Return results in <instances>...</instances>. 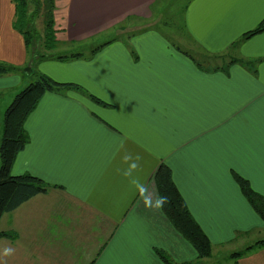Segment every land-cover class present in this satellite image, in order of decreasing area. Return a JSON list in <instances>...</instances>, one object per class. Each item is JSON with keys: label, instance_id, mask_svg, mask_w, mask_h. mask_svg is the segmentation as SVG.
<instances>
[{"label": "crops", "instance_id": "1", "mask_svg": "<svg viewBox=\"0 0 264 264\" xmlns=\"http://www.w3.org/2000/svg\"><path fill=\"white\" fill-rule=\"evenodd\" d=\"M158 2L62 0L63 12L57 13L59 5L55 10L60 47H77L119 27L138 38L106 40L95 55L64 65L51 59L55 64L43 71L41 61L28 62L109 106L72 91L47 93L27 118L29 142L12 175L31 174L61 189L0 219V231L17 234L0 244L13 251L12 264H163L155 250L175 264L199 262L156 206L153 176L162 163L211 246L235 238L237 229L252 234L261 221L232 172L264 197V32L242 39L264 20V0H189L168 41L157 44L144 34L159 32ZM14 20L12 0H0V62L21 67L30 52ZM139 22L149 28L139 32ZM231 61H257L255 73ZM27 81L8 75L0 78V91ZM70 203L95 223L88 241L69 227ZM243 214L253 225L236 228ZM234 264H264V248Z\"/></svg>", "mask_w": 264, "mask_h": 264}, {"label": "trees", "instance_id": "2", "mask_svg": "<svg viewBox=\"0 0 264 264\" xmlns=\"http://www.w3.org/2000/svg\"><path fill=\"white\" fill-rule=\"evenodd\" d=\"M28 2H32V0H12L15 8L13 28L23 37L27 50H32L31 54H35L38 60L54 59L57 61H67L83 58V54L53 55L41 54L38 50L33 51V44L36 45L35 42L40 44V41L43 44V49L48 53L57 49L61 43L57 37L60 30L56 28L54 0H43L42 36L36 32L34 27V21L37 17L36 13L38 12H32L28 15ZM180 31L182 32V29ZM263 32L264 20L255 29L246 32L242 39L247 40ZM98 49L92 50L91 54H94ZM256 62L231 61L232 64L238 63L246 66L253 73H255ZM17 73L21 74V76L29 77L30 81L14 95L12 101L3 113V129L0 140V219L3 215L12 213L33 197L46 194L49 188L61 189V187L49 185L42 179L31 174L12 175V167L17 155L25 149L29 142L24 124L29 115L37 107L41 98L47 93L62 94L70 90L83 93L84 96L88 97L95 104L109 106L97 97L87 92H82V88L78 85L54 82L48 76L35 71L33 65H27L25 68H21L0 62V77ZM232 178L237 184L241 195L264 224V197L253 191L247 180L233 172ZM153 182L157 190L158 198L166 196L168 199V202L159 208L173 229L195 250L198 259L209 258L212 253L211 243L191 215L175 186L170 168L163 163L160 164L153 176ZM0 239L14 241L17 239V234L13 231H0ZM261 248H264V239L254 242L240 252L232 253L230 258L238 260L250 252ZM155 254L163 264H175L161 250H155Z\"/></svg>", "mask_w": 264, "mask_h": 264}, {"label": "rangeland", "instance_id": "3", "mask_svg": "<svg viewBox=\"0 0 264 264\" xmlns=\"http://www.w3.org/2000/svg\"><path fill=\"white\" fill-rule=\"evenodd\" d=\"M158 1H159L158 2V4H159L158 9H161L160 7L163 8L162 9L163 14H162V18L160 20L159 26H158V28H157V26H155L156 29H159V32L156 31V36L150 35L149 37L147 36V34L146 35L144 34L145 38L149 40L146 42H154V43L157 42V44L159 42L166 41V39L168 41V36L171 35L172 29L179 25L181 13H182L181 7H184L189 0H158ZM61 2H62V0H54L55 10H57L58 5ZM42 3H43V0H32V2H28V10H27L28 15H30L32 12L33 13L36 11L38 12V13H36L37 17L34 21V27H35L36 32L40 36H42V34H43L44 10L42 9L43 8ZM59 7H60V10H58L57 13L60 14L61 12H63L64 7H63V5L62 6L59 5ZM178 12H179V15H178ZM54 17H55V11H54ZM58 26L56 24V28ZM136 26H137V23H136ZM137 28H138L139 32L140 31L143 32L142 28H144V30H145V28H149V23L147 22L146 24L143 25L141 22H139ZM57 29L59 30V28H57ZM124 30H125L124 28L122 29V27H119L117 30H113V32H109L107 34L104 33V35H102V36L100 35V36L94 37L93 39L86 40L84 43H81L80 45H78L81 47H78L77 45H75L77 47L67 46L68 49H66V47H64V45L60 47V45H61V43H60V45L57 47V49H55L49 53L43 49V44L41 41H40V44L35 42L36 45L33 44V51L36 48V50H38V52L41 54L70 55V54L82 53L84 55V57L85 56L87 57V55L89 57V55H92L91 51L94 49H97V47L102 45L106 40L114 39V40L124 41L125 43H127V42H130V40L133 41V40H136L138 38L137 37L138 34L133 33V30L127 31V29H126L127 32H124ZM157 33L161 34L159 38L157 37ZM166 36H167V38H166ZM140 38H142V37H140ZM169 42H172V41H169ZM184 44H186V42H184ZM178 45H180V43H178ZM180 46L182 47V49H184V47H185L184 45H180ZM31 51L29 50L30 54L28 56V59L26 60L27 62L25 63V65L21 66V68H25L27 66L26 64H28V62H30V60H32L33 62L41 61V63H40V65H41L40 70L41 71H43L42 69H45V66H47V64H52V65L55 64V63L49 62V61H51V59H46V60L43 59V61H42V59L38 60V58H37V56H35V54L34 55L31 54ZM182 51H185V49ZM99 52H97V54H99ZM94 55H95V52H94ZM53 60L54 59H52V61ZM97 60H98L97 62H99V63L101 61H103V59H98V58H97ZM54 62H58L59 64L64 65V61L55 60ZM119 64L121 65V62H119ZM34 70L37 72L40 71L37 68V65L36 66L34 65ZM41 71H40V73H41ZM50 73L54 75V72H50ZM10 75H15L17 77H19V76L21 77V74H19V73L10 74ZM7 76L8 75L0 77V78H6ZM8 78H10V77H8ZM50 78L53 79L52 77H50ZM24 83L25 82H22V84L21 83L17 84V86H15V88L13 90H11L10 92L9 91L3 92L2 90L0 91V140H1L2 129H3V113H4V110L6 109L8 104L12 101L14 95L18 91H20L24 86H26L28 81L25 84ZM72 92H74V91H72ZM82 92L86 93L88 91L85 88H83ZM74 93H77V92L75 91ZM78 94H80L81 96H84L83 93L78 92ZM91 103L96 105L93 101H91ZM107 105H108V103H107ZM104 107L106 109L107 106H103V108ZM51 189L52 188H49L48 192ZM245 204L247 205L246 202H245ZM71 206H72V204H71ZM73 208L74 207L72 206V208H69L68 212H66L67 214L65 213L66 214V220L70 221L69 227L74 228L76 226L78 229H80V233L77 234V235H80L79 238L81 239L82 238L81 235L85 234L86 240L88 241L89 236L91 235V226H93V224H95V223H92L93 221H91L88 217L86 218V216H83V214L81 212H78V211L75 212L73 210ZM64 209H67V207L64 206ZM240 219H243V220L240 222H235L236 228L244 227L247 224L253 225L251 222H249L247 220V218L245 217L244 214L240 215ZM244 220H245L246 224H242ZM257 224L258 225L256 227L249 230L250 232L254 231L252 234H249V235L247 233H242V232H245L244 230L239 231L240 229H237L236 230L237 232H233V235L236 234L235 238H232L230 241H227L225 243L219 244L218 246H212L211 256L209 258H206V259H199V262H196L194 264H234L235 260L230 258V255L232 253L240 252L245 247L253 244L254 242L261 240V239H264V226L262 225L263 223H261V221H258ZM65 225L66 224H64V228H65ZM95 229L96 228L94 227L93 233L98 232V231H95ZM82 230H84V231H82ZM71 235L74 236L73 234H71ZM56 236L58 238H56L57 240H55V245L60 246V240H59L60 234H56ZM5 240H7V239H4V240L0 239V244L5 242ZM73 245H75L74 240L71 242L70 249L73 248ZM4 251H6V250H4L3 246H1L0 247V264H12L13 251H12V253H7V251L6 252H4ZM37 259L39 261H42V258H37Z\"/></svg>", "mask_w": 264, "mask_h": 264}, {"label": "clouds", "instance_id": "4", "mask_svg": "<svg viewBox=\"0 0 264 264\" xmlns=\"http://www.w3.org/2000/svg\"><path fill=\"white\" fill-rule=\"evenodd\" d=\"M168 202V199L166 196H161L158 198V201H157V207H163L164 204H166Z\"/></svg>", "mask_w": 264, "mask_h": 264}]
</instances>
